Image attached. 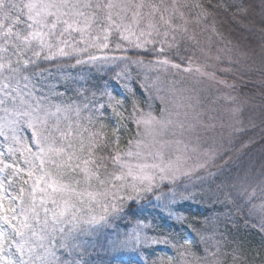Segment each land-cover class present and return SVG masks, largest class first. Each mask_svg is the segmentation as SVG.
Listing matches in <instances>:
<instances>
[{"label": "snow or ice", "instance_id": "1", "mask_svg": "<svg viewBox=\"0 0 264 264\" xmlns=\"http://www.w3.org/2000/svg\"><path fill=\"white\" fill-rule=\"evenodd\" d=\"M221 7L227 10L205 0H0V264H112L119 253L160 244L175 255L152 264H226L219 241L197 256L187 247L192 241L143 220L123 233L116 223L145 202L182 223L178 209L197 195L189 189L232 160L231 138L205 139L217 124L198 110L196 88L168 79L235 89L218 78L232 68L208 63L211 49L197 32ZM246 13L238 4L233 16ZM211 31L220 35L214 23ZM85 67L98 79L69 71ZM137 82L180 103L157 116L133 99L128 111ZM224 99L238 103L231 94ZM228 112L235 120L240 108ZM129 124L135 133L122 146ZM216 199L241 214L251 205L264 232V168L257 185H218ZM238 259L234 248L233 264Z\"/></svg>", "mask_w": 264, "mask_h": 264}, {"label": "trees", "instance_id": "2", "mask_svg": "<svg viewBox=\"0 0 264 264\" xmlns=\"http://www.w3.org/2000/svg\"><path fill=\"white\" fill-rule=\"evenodd\" d=\"M205 3L226 5L227 10L221 7L216 10L214 17H209L205 25L197 29L206 32L212 46L210 55L212 59L208 63L212 64L217 70L231 67L232 71L221 73L218 71V78L226 80L228 84H234L235 89L224 88L223 86H209L207 82L198 84L190 78L175 79L182 80L185 88H196L198 94L197 108L202 114L215 117L217 127L215 132L226 134L225 142L231 138L234 142L227 145L232 148L230 153L232 160L218 177L207 180V183L197 192L196 200L203 204V207L193 209L192 200L182 202L178 209L186 219L180 223L166 217L162 211L151 203L131 204L129 214L122 220H118V231L126 232L134 226L137 219L143 220L157 231L171 233L180 243H183L181 235L190 227L193 230V243L188 245L192 252L197 256H203L205 248L213 250L219 247L224 256L226 264H233L232 250L238 249L239 259L236 264H262L264 261V232L260 231V217L258 210L248 214V208L244 213L238 212L237 207H226L216 199V188L222 183H236L247 180L248 183L257 185L264 168V2L262 0H205ZM242 4L246 9V14H236V5ZM215 24L217 36L211 31ZM201 34V33H200ZM203 35V34H202ZM219 52L223 63H217L214 59ZM196 59L204 63L205 57L197 52ZM231 59L234 63L229 64ZM217 65V67H216ZM72 74H87L98 79V75L89 73L85 67L83 69H69ZM169 75L168 79H171ZM104 79H108L107 76ZM189 85V86H188ZM136 96L133 98L128 95L125 101V108L131 111L132 100L135 99L145 112L151 111L159 113L161 110L158 103H153L154 93L145 92L137 82L133 85ZM122 89L117 87L115 91L121 94ZM151 94L150 96L147 94ZM126 94V93H125ZM225 94H231L238 98V103L233 105L224 99ZM188 95V93H186ZM195 102V100H194ZM198 104H200L198 106ZM239 107L240 114L236 119H232L228 109ZM164 107L162 106V109ZM239 121V122H238ZM221 122L224 127L221 128ZM106 123H108L106 121ZM128 125V130L131 129ZM242 131L233 132V127ZM132 136L126 131L122 135V146L127 139ZM215 138L218 142L220 138ZM244 146V147H242ZM222 164L223 161H217ZM215 171V169H213ZM200 183V182H198ZM207 196V197H206ZM260 191L257 188L256 199L253 204L261 202ZM206 197V199H205ZM245 216L247 220H245ZM149 235L153 232L146 229ZM165 248L171 250L173 256L175 250L170 246L160 244L146 248L137 255L136 252L119 253L120 260L112 261V264H152L157 257H162ZM101 255H104L101 253ZM95 259V255L92 257ZM107 260L108 257L105 256Z\"/></svg>", "mask_w": 264, "mask_h": 264}, {"label": "rangeland", "instance_id": "3", "mask_svg": "<svg viewBox=\"0 0 264 264\" xmlns=\"http://www.w3.org/2000/svg\"><path fill=\"white\" fill-rule=\"evenodd\" d=\"M201 34L199 35V39L201 40V43H202V46L205 48V51H208L209 50V48L211 49V46H212V44H211V42L212 41H210L209 39H208V37H207V35H206V32L205 31H199ZM203 34V35H202ZM199 53V52H198ZM219 52H215V53H213L214 55H217ZM200 54V53H199ZM217 63H219V62H217ZM222 64V63H221ZM216 67H217V65H216ZM181 78V77H180ZM171 79H175V77H171ZM171 79H169V80H171ZM176 80H179V79H176ZM189 86V85H188ZM177 87L178 88H185L183 85H182V83H179V84H177ZM122 92H121V94H125L124 92H123V90H121ZM154 93V96H155V99H154V101H152L153 103H158L159 104V106H160V108L162 109V106L165 108V107H167L170 111L171 110H174L175 109V106L178 104V103H180V101H179V98L178 97H173V96H167L164 100H161L160 99V97L161 96H164L165 94L163 93V92H161V93H155V92H152V94ZM147 95H150V96H146V97H150L151 98V94H147ZM185 96H187L186 95V93L184 94ZM200 104H198V106H199ZM153 113V112H152ZM154 115H157V116H159L160 115V111H159V113L157 114V113H153ZM203 116L205 117V118H207V117H209L208 115H206V114H203ZM131 126V129H130V131L129 130H127L126 132L128 133H131L132 135L135 133V125L134 124H131L130 125ZM223 135V137L225 138V136H226V134H222ZM211 137H218V138H220L221 137V133H217V132H215V130H210L207 134H206V136H205V139H207L209 142H211V140H212V138ZM218 140V139H217ZM201 175H203V173H201ZM199 181H196V184L198 185V187L197 188H190L189 190L190 191H193V190H199L200 188H204L203 186L207 183V181H205L203 184H200V183H198ZM207 197V196H206ZM206 197H205V199H206ZM200 201H198V200H196V197H195V199H193L192 201H191V203L193 204V209L194 210H196L198 207H203V204H200L199 203ZM184 216V215H183ZM172 220V219H171ZM185 220V219H184ZM183 220V221H184ZM192 234H193V230L189 227L182 235H181V239H182V241L184 240V239H188V240H190V241H192V243H193V241H194V239H193V236H192ZM128 252H131V253H133V251H124V252H122V253H128ZM137 253V252H136ZM164 253L165 254H163L162 255V257H159V258H161V259H166L168 256H173V254H172V252H171V250H169L168 248H165V250H164ZM137 255H139V253H137Z\"/></svg>", "mask_w": 264, "mask_h": 264}]
</instances>
